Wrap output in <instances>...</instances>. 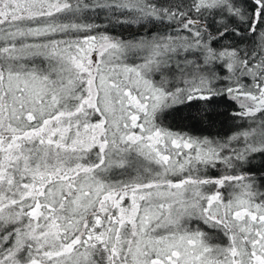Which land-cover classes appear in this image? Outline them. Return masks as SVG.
I'll list each match as a JSON object with an SVG mask.
<instances>
[{
  "label": "snow or ice",
  "instance_id": "6c2138e0",
  "mask_svg": "<svg viewBox=\"0 0 264 264\" xmlns=\"http://www.w3.org/2000/svg\"><path fill=\"white\" fill-rule=\"evenodd\" d=\"M0 264H264V0H0Z\"/></svg>",
  "mask_w": 264,
  "mask_h": 264
},
{
  "label": "trees",
  "instance_id": "16d2710c",
  "mask_svg": "<svg viewBox=\"0 0 264 264\" xmlns=\"http://www.w3.org/2000/svg\"><path fill=\"white\" fill-rule=\"evenodd\" d=\"M176 119H177V123H179V116H177V118H176ZM257 163H258V161H257Z\"/></svg>",
  "mask_w": 264,
  "mask_h": 264
}]
</instances>
